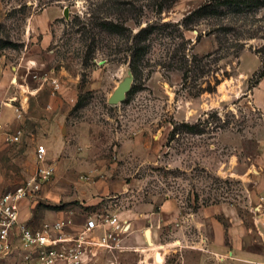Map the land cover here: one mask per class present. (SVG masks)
Returning a JSON list of instances; mask_svg holds the SVG:
<instances>
[{"label":"rangeland","instance_id":"374dc122","mask_svg":"<svg viewBox=\"0 0 264 264\" xmlns=\"http://www.w3.org/2000/svg\"><path fill=\"white\" fill-rule=\"evenodd\" d=\"M128 68L132 88L111 105ZM262 72L264 0H0V114L14 112L1 131L23 129L19 143L0 134V191L32 178L42 145L56 173L24 208L32 228L72 216L77 236L98 212L130 225L85 264H232L229 233L215 243L230 220L203 214L213 205L264 252ZM35 73L63 83L52 109ZM14 242L0 264H23Z\"/></svg>","mask_w":264,"mask_h":264},{"label":"built area","instance_id":"2783aa9c","mask_svg":"<svg viewBox=\"0 0 264 264\" xmlns=\"http://www.w3.org/2000/svg\"><path fill=\"white\" fill-rule=\"evenodd\" d=\"M33 78L50 81L52 99H57L64 90L62 81L57 77L49 78L47 75L35 73ZM46 108L52 109L53 101ZM23 109V105L16 106L18 119L24 117ZM1 128L2 125L0 134ZM2 134L5 142L19 143L23 129L18 128L15 132L4 131ZM47 153L45 146H38L35 151L38 166L32 178L10 191H0V255H10L18 247L15 239L24 247L23 264H85L89 253L96 248H119L121 235L130 225H126L116 214H92L77 236L66 232L67 228L75 225L72 216L45 223L37 229L21 220V204L39 199L44 184L55 176V164L47 158ZM90 180L91 176L84 178V181Z\"/></svg>","mask_w":264,"mask_h":264},{"label":"crops","instance_id":"0c3cea01","mask_svg":"<svg viewBox=\"0 0 264 264\" xmlns=\"http://www.w3.org/2000/svg\"><path fill=\"white\" fill-rule=\"evenodd\" d=\"M31 64H35V67H36L37 61L34 60L31 62ZM28 66H27V69L29 70L32 65L30 67ZM32 70H33V67H32ZM17 77H19L20 79V74H17ZM32 82L36 83L33 81V79H32ZM33 83H32V95H36L42 90V88H40L39 85L37 86L36 84H33ZM14 96H16L17 98L19 97V99L22 100V94H19L18 91L15 92ZM53 100L54 99L50 98L49 102ZM13 113L14 112L12 108L10 107L2 108L1 114H0V123H2L1 124L2 128L4 127V125L7 124V120H6L7 117L9 116L13 117ZM18 122L21 123L22 125V123H24V120H18ZM24 134H25V129H24ZM27 203L31 204V202L29 201L28 202L25 201L21 204L20 216H21L22 221L32 226V221H30V218H26V212L24 211L25 206H28ZM203 214H205L206 217L210 219V221L215 222V223L218 222L217 216L220 214L226 215L228 219L230 220V223H229L230 227L228 231L226 232V229L224 228V230H222V236L219 237V242H215V243H218V247L220 244H221V247H225V240L227 237L226 233H229L228 236L230 237L231 246L227 248L226 253H225V250L222 248V252L228 255V257L232 259V264H264V252H256L249 246L248 247L246 246L248 242V238L246 239V235L248 232L243 224L244 223L243 219L239 216V213H237L234 209H232L230 206H227V205H218V206L213 205V206L204 208ZM62 217H59V218H62ZM260 222L264 224L263 221L260 220Z\"/></svg>","mask_w":264,"mask_h":264},{"label":"water","instance_id":"95a60500","mask_svg":"<svg viewBox=\"0 0 264 264\" xmlns=\"http://www.w3.org/2000/svg\"><path fill=\"white\" fill-rule=\"evenodd\" d=\"M134 81V74L131 68H128L127 75L118 83L112 94L110 95L108 102L111 105H116L122 103L126 100L128 93L130 92ZM148 241L150 242V238L148 236V232H150V228L145 230Z\"/></svg>","mask_w":264,"mask_h":264},{"label":"bare ground","instance_id":"6f19581e","mask_svg":"<svg viewBox=\"0 0 264 264\" xmlns=\"http://www.w3.org/2000/svg\"><path fill=\"white\" fill-rule=\"evenodd\" d=\"M145 234H146V232H145ZM148 236H149V238H150V242H149V244H151V245H154V240H153V237H152V233H151V229H150V232H148ZM147 237V236H146ZM147 240H148V238H147ZM156 259L158 260V261H162V256L160 255V254H157L156 255Z\"/></svg>","mask_w":264,"mask_h":264},{"label":"trees","instance_id":"16d2710c","mask_svg":"<svg viewBox=\"0 0 264 264\" xmlns=\"http://www.w3.org/2000/svg\"><path fill=\"white\" fill-rule=\"evenodd\" d=\"M259 2H260V1H258V3H259ZM262 74H264V72H262ZM262 74H261V75H262Z\"/></svg>","mask_w":264,"mask_h":264}]
</instances>
